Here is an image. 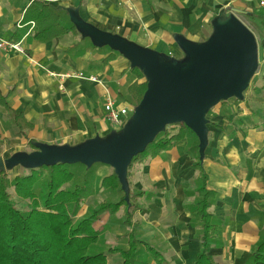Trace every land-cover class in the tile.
I'll use <instances>...</instances> for the list:
<instances>
[{
  "label": "crops",
  "instance_id": "crops-1",
  "mask_svg": "<svg viewBox=\"0 0 264 264\" xmlns=\"http://www.w3.org/2000/svg\"><path fill=\"white\" fill-rule=\"evenodd\" d=\"M33 1L70 9L102 31L178 60L184 58L179 38L205 42L214 22L230 14L250 21L261 42L259 68L243 100L210 111L203 167L208 189L217 193L211 211L218 236L210 255L217 264H252L264 241V11L259 0H0V35L26 49L25 55L0 53L1 156L29 144L76 147L106 139L116 132L106 118L108 100L128 108L129 117L135 107L128 88L137 77L128 61L75 31L48 43L36 40L33 24L23 25ZM15 116L32 125L23 136ZM197 144L187 135L158 157L136 164L128 177L131 191L144 194L136 239L174 264H193L200 249L203 225L192 207L198 198Z\"/></svg>",
  "mask_w": 264,
  "mask_h": 264
},
{
  "label": "trees",
  "instance_id": "trees-1",
  "mask_svg": "<svg viewBox=\"0 0 264 264\" xmlns=\"http://www.w3.org/2000/svg\"><path fill=\"white\" fill-rule=\"evenodd\" d=\"M31 24H34V38L42 43L51 42L70 31L80 34L71 22L68 9L40 1H33L25 13L23 25ZM109 50L111 53H118L110 48ZM108 59L111 60L112 57ZM132 72L137 80L128 88V93L130 102H134L136 107L147 90V82L142 81L145 77L139 69H132ZM14 118L21 129V135H25V129H30L32 125H23L22 116ZM167 128L144 153L133 159L129 172L136 164H144L170 150L187 135H195L184 124L174 125L176 131L173 133L168 132ZM195 151L193 184L197 187L198 198L192 207L202 222L203 232L200 236V249L193 264H217L210 255L218 236L216 217L211 211L217 193L208 189V175L200 159L199 142ZM1 152L0 149V157ZM10 152L13 153V150ZM77 165L84 168L86 176L92 173L94 167L89 169L81 164L60 163L37 169L25 168L28 173L18 175L13 180L9 177L11 169L0 172V264H109V255H120L122 264H151L144 258L147 255L153 257L155 264H170L155 247L136 239L137 230L133 217L140 209L139 200L144 197L143 193H133L130 190L129 203L123 196L119 202H104L89 217L81 221L75 220L89 186L85 181L83 186L77 185L73 190L67 188L76 178L73 168ZM11 187H14L16 197L30 202L27 211L16 207ZM101 187L124 193L115 173L104 177ZM122 208L128 213V248H113L107 254H88L90 247L100 240L101 233L95 228V224L101 215H115ZM258 263L264 264V241L257 246L252 256V264Z\"/></svg>",
  "mask_w": 264,
  "mask_h": 264
},
{
  "label": "water",
  "instance_id": "water-1",
  "mask_svg": "<svg viewBox=\"0 0 264 264\" xmlns=\"http://www.w3.org/2000/svg\"><path fill=\"white\" fill-rule=\"evenodd\" d=\"M71 22L97 48L108 47L139 69L147 82L141 102L120 133L96 137L76 147L35 144L31 153L3 159L0 172L21 166L37 169L57 164L109 166L130 202L129 167L157 136L171 125L184 124L199 139L203 162L209 140V112L231 99L243 100L259 68L256 35L235 15L216 20L213 33L202 43L178 39L181 60L141 47L128 39L100 30L68 10Z\"/></svg>",
  "mask_w": 264,
  "mask_h": 264
},
{
  "label": "rangeland",
  "instance_id": "rangeland-1",
  "mask_svg": "<svg viewBox=\"0 0 264 264\" xmlns=\"http://www.w3.org/2000/svg\"><path fill=\"white\" fill-rule=\"evenodd\" d=\"M250 30L253 32L255 31L254 27L246 19L245 17H238ZM258 44L260 45V39L257 37ZM207 41V39H206ZM120 55V54H117ZM168 55V54H167ZM171 58L177 59L173 55H168ZM125 59V58H122ZM128 61V60H126ZM129 63V62H128ZM130 64V63H129ZM142 81H145L142 80ZM133 115V112L130 114V117ZM209 115V114H208ZM208 117V116H207ZM114 131L117 133L121 132L120 127H112ZM176 128H174V125H171L167 128L168 132H175ZM191 136L196 138V141L199 142V139L197 138L196 135ZM34 146L33 144H29L24 150L23 149H15L13 153L10 151L7 152L6 155L1 156L3 159H7L13 154L17 153H31L33 152ZM73 171L76 173V178L74 182H72L70 185L67 186L68 189L73 190L77 185L83 186L84 182L87 181L88 183V188L85 192V201L82 204L80 208L79 214L76 216V221H81L83 218L89 217L92 212L97 209L102 203L104 202H111V203H117L119 202L124 195V193H121L119 190H110V189H105L101 187V181L104 177L114 173V170L109 167V166H104V165H94L92 168V173L88 176L85 174L84 168L81 166L77 165V167L73 168ZM28 171L21 167L17 166L13 169L10 170L9 172V177L11 180H13L16 176L18 175H25L27 174ZM131 172L129 173V175ZM131 190V188H130ZM10 192L13 194V201L16 205V207L22 211H27L28 205L30 204L29 201L21 200L18 197L15 196L14 192V187L10 188ZM141 201V200H140ZM140 208H142L141 203H140ZM128 213L125 209H121L119 213L113 215L110 213H104L101 215L100 220L95 224V228L100 231L101 237L98 243L95 245L91 246L88 254L94 255L98 253H104L107 254L109 253L110 249L113 248H128V239H127V233L130 231L128 225H127V217ZM146 218V217H144ZM143 219V215L139 216L138 213H136L135 219L133 223L136 225V230H138V225ZM145 259H148L151 264H155L153 261V257L147 255L144 256ZM169 262V261H168ZM175 262V261H174ZM174 262L170 264H174ZM108 263L109 264H122V258H120V255H109L108 256Z\"/></svg>",
  "mask_w": 264,
  "mask_h": 264
},
{
  "label": "built area",
  "instance_id": "built-area-1",
  "mask_svg": "<svg viewBox=\"0 0 264 264\" xmlns=\"http://www.w3.org/2000/svg\"><path fill=\"white\" fill-rule=\"evenodd\" d=\"M259 7L264 11V0H259ZM34 26V24H33ZM6 52V53H19V54H26V49L24 48L23 44L21 42H17L14 40H10L7 38H4L0 35V53ZM81 78H88L89 80L98 83L103 84L101 80H99L95 76L90 77H84L83 74H80ZM134 110V108H133ZM133 110L131 112H133ZM106 118L107 121L117 127H123L128 120L129 117V109L128 108H122V107H116L114 105V102L109 99L106 106Z\"/></svg>",
  "mask_w": 264,
  "mask_h": 264
}]
</instances>
